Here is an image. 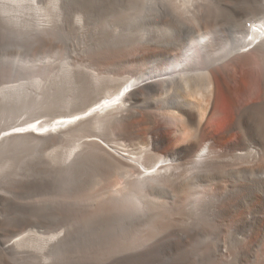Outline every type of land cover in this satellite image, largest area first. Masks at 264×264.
<instances>
[{"label": "bare ground", "instance_id": "1", "mask_svg": "<svg viewBox=\"0 0 264 264\" xmlns=\"http://www.w3.org/2000/svg\"><path fill=\"white\" fill-rule=\"evenodd\" d=\"M76 22L103 29L107 51L92 59L107 73L42 71L43 108L60 116L5 129L0 160L92 184L104 208L160 223L161 257L146 264H264V0H0L10 41ZM29 97L39 100L26 84L4 89L3 119L29 112ZM15 170L0 173V205L5 174L24 181ZM28 243L0 251L17 257Z\"/></svg>", "mask_w": 264, "mask_h": 264}, {"label": "rangeland", "instance_id": "2", "mask_svg": "<svg viewBox=\"0 0 264 264\" xmlns=\"http://www.w3.org/2000/svg\"><path fill=\"white\" fill-rule=\"evenodd\" d=\"M94 27L90 25L83 30L76 22L75 26H69L45 41L27 39L19 42L10 41L0 28V133L19 123L34 119L52 121L60 116L43 108L46 96L35 86L42 71L50 75L52 69L61 71L63 65L71 63L107 73V64L100 67L93 64L92 57L95 59L107 51L100 42L103 29ZM13 65L22 71H11ZM21 84L28 85L33 94H39V100L29 97L30 102L24 105V110L29 112L3 119V104L9 102L3 103V90ZM106 99L105 95L98 101ZM89 106L62 113L61 118L82 112ZM70 143L55 145L48 151L67 153ZM6 164L0 160V173L16 172L15 169L20 168L18 176L24 181H14L13 174H5L8 191L4 190V197L8 201L0 205L1 247L11 238L25 234L30 235L31 243L25 245L24 253L18 258L1 250L0 264H146L151 256L161 257L163 226L160 223H142L145 218L135 217L127 208H104L98 189L92 184H75L74 177L47 175L37 168L17 166L18 162ZM0 188L3 191V181ZM51 236L54 240L42 247L43 240ZM164 261L167 263V259Z\"/></svg>", "mask_w": 264, "mask_h": 264}]
</instances>
